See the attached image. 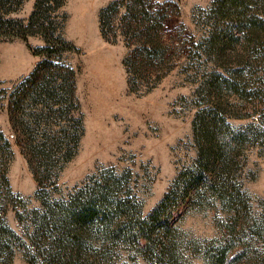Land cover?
I'll list each match as a JSON object with an SVG mask.
<instances>
[{
	"label": "trees",
	"instance_id": "16d2710c",
	"mask_svg": "<svg viewBox=\"0 0 264 264\" xmlns=\"http://www.w3.org/2000/svg\"><path fill=\"white\" fill-rule=\"evenodd\" d=\"M22 1L0 0V37L27 41L40 34L47 45L33 51L46 58L9 95L8 111L30 164L41 161L50 169L54 161L74 155L84 134L77 70L58 62L68 42L49 29L45 15L48 5L62 2L37 0L27 21L4 16ZM205 11L203 22L210 29L199 41L184 23L174 26L181 18L174 1L113 0L101 10L102 34L114 41L122 36L129 48L124 63L131 89L153 87L184 58L181 71L203 75L205 106L194 119L197 158L179 172L148 215L135 195L122 192L126 176L104 174L93 191L81 190L68 200L51 201L47 190H38L44 208L32 212V264H97L119 248L137 252L150 264H187L192 255H203L210 264H235L249 255L246 231L263 234L264 228L249 218L252 204L242 177L247 151L264 150V0H215ZM234 119L249 121L237 125ZM63 120L68 121L65 127L52 128V122ZM12 159L11 143L0 130V264H11L16 247L31 248L5 217L11 203L26 204L10 188ZM33 167L41 186L43 179ZM192 208L226 215L219 243H202L181 229ZM22 215L17 213L25 221Z\"/></svg>",
	"mask_w": 264,
	"mask_h": 264
},
{
	"label": "rangeland",
	"instance_id": "374dc122",
	"mask_svg": "<svg viewBox=\"0 0 264 264\" xmlns=\"http://www.w3.org/2000/svg\"><path fill=\"white\" fill-rule=\"evenodd\" d=\"M36 1L23 0L20 6L4 16L27 21L35 11ZM60 1L62 3L59 6L56 2L53 6L48 5L45 15L52 25L49 29H54L57 33L55 35L68 42L58 62L71 65L77 70V95L83 115L84 134L69 160L62 158L54 161L50 169L41 161L33 160V166H36L43 179L41 186L38 174L34 173V167L24 154L12 128L8 97L46 58L44 55H36L33 50L47 43L40 34L31 35L27 41L0 37V130L9 139L13 149L8 171L11 191L26 203L25 206L11 203L5 217L10 226L23 235L31 246L30 249L16 247L11 264H32L29 253L36 250L29 238L36 231V215L32 212L44 208L41 197L37 196L38 190H47L51 201L68 200L81 190L88 193L93 191L104 174L126 176L122 192L135 195L142 203L143 214L148 215L179 172L192 165L197 158L194 119L198 109L205 106V99L200 94L203 75L195 70L181 71L186 61L184 58L178 67L153 87L140 84L137 89H131L129 72L124 63L128 46L122 36L114 41L105 37L101 31V10L113 0H96L95 3L91 0ZM166 1H174L180 6L181 18L174 26L184 23L199 41L206 36L210 26L203 22V13L212 7L215 0ZM99 54L114 61L115 85L121 96L116 99V104H119L116 107L105 103L110 92L104 89L100 79L93 73L96 59L92 57ZM213 66L211 62L209 67ZM120 98L126 102L120 104ZM232 121L239 125L247 123L249 119ZM67 124L66 120L52 122V128L58 130ZM42 127L45 128L46 124ZM243 168L244 189L252 204L249 218L252 223L257 222L264 227V150L260 147L250 148ZM18 212L23 214L25 221L18 218ZM225 216L222 211L214 209L192 208L180 227L189 237L198 238L202 243L211 239H218L219 243L220 238H223L220 224ZM246 232L251 247L249 255L235 264H264V228L263 234L254 233L249 228ZM45 243H42L40 249L46 248L48 244ZM35 253L39 255L38 251ZM93 260L94 257H91L90 261ZM97 264L150 263L135 251L119 248L109 259ZM187 264L210 262L203 255H192Z\"/></svg>",
	"mask_w": 264,
	"mask_h": 264
},
{
	"label": "bare ground",
	"instance_id": "6f19581e",
	"mask_svg": "<svg viewBox=\"0 0 264 264\" xmlns=\"http://www.w3.org/2000/svg\"><path fill=\"white\" fill-rule=\"evenodd\" d=\"M91 2L95 3L97 2L96 0H91ZM95 58V64H94V68H93V73L96 75V77L98 79H100V81L102 82V85L104 87V89H106L107 91L110 92V94H108V101L106 99L105 103H108L109 106H111L110 104H114L113 106L116 107L119 104H116V99L121 97L120 96V92L118 90V87L115 85V78L114 76L116 75L115 70L116 68H114V61L108 57H104L102 54H99L96 57H92V59ZM91 59V58H90ZM93 61V60H92ZM116 61V60H115ZM118 63V62H117ZM117 65V64H116ZM121 70V69H120ZM120 73V72H119ZM92 74V73H91ZM121 74V73H120ZM93 75V74H92ZM118 76V75H117ZM122 76V75H121ZM120 76V77H121ZM93 77V76H92ZM117 78V77H116ZM93 79V78H92ZM96 79V80H98ZM94 80V79H93ZM119 80V78H118ZM122 80V78H121ZM95 81V80H94ZM100 81H98L100 83ZM122 82V81H121ZM122 85V84H119ZM99 92V91H98ZM95 93V92H94ZM101 93V91H100ZM96 94V93H95ZM98 95V93H97ZM105 95V94H104ZM101 96H103L101 94ZM97 97V96H96ZM100 98V97H98ZM97 98V99H98ZM103 98V97H102ZM120 104L126 102L123 98H120ZM105 101V99H104ZM101 102H103V99L101 100ZM105 103H102L103 105ZM119 103V102H118ZM108 106V107H109ZM111 108V107H110Z\"/></svg>",
	"mask_w": 264,
	"mask_h": 264
}]
</instances>
